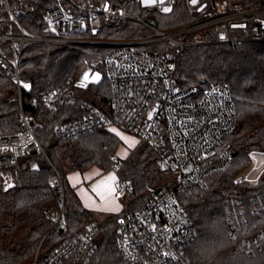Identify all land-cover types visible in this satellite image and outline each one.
I'll return each instance as SVG.
<instances>
[{
    "label": "built area",
    "instance_id": "obj_1",
    "mask_svg": "<svg viewBox=\"0 0 264 264\" xmlns=\"http://www.w3.org/2000/svg\"><path fill=\"white\" fill-rule=\"evenodd\" d=\"M41 0H0V73L10 77L17 87L20 128L0 133V171L8 185L5 170L19 172L30 155L44 151L35 133L36 121L25 114L23 94L32 91L31 81L21 74L22 53L39 43L108 45L104 55L89 65L100 70L113 86L106 105L83 95L91 84L80 77L69 79L62 87L41 94L32 106L56 111L61 106L80 104L82 114L74 125L60 124L56 129L68 134L74 127L92 131L116 127L135 136L160 155V164L172 172L177 184L149 188V198L140 207L129 208L116 221V244L124 264H187L185 247L196 236V228L178 194L183 185H204L212 173L224 169L233 160L226 137L238 126L235 100L230 87L220 82H198L183 86L176 77L178 58L192 45L209 42H264V0H186L189 25L177 30L160 28L152 17L128 12L134 2L142 10L170 13L176 0H43L46 6V30L32 32L22 18L34 13ZM41 2V3H42ZM108 3V7H106ZM167 8L168 11H164ZM128 20L141 24L144 36L101 40L92 37L107 26ZM74 33L80 35L73 36ZM90 34V35H87ZM212 34V35H210ZM264 151L255 150L252 158ZM119 159V158H118ZM117 161L114 170L119 173ZM264 166L253 177L239 174L234 182L256 181ZM126 194L131 181L121 179ZM53 189L60 206L48 212L57 239L48 249L39 247L35 264H87L100 248L104 223H92L81 235L69 227L65 187L54 181ZM119 218H122L119 221Z\"/></svg>",
    "mask_w": 264,
    "mask_h": 264
},
{
    "label": "trees",
    "instance_id": "obj_2",
    "mask_svg": "<svg viewBox=\"0 0 264 264\" xmlns=\"http://www.w3.org/2000/svg\"><path fill=\"white\" fill-rule=\"evenodd\" d=\"M41 2L22 21L32 32L46 34V6ZM128 12L146 18L148 15L160 28L169 31L191 22L186 0H176L175 8L167 14H148L134 2L128 5ZM3 13L0 7V15ZM146 33L141 24L128 20L107 26L92 37L122 40ZM110 49L108 45L46 43L24 49L21 74L31 81L33 88L23 94V109L26 115L35 118L34 130L44 151L23 160L21 171L13 172L14 184L9 188H5L0 171V264H35L39 247L46 250L57 239L48 214L60 206L53 189L57 180L65 187L68 224L74 235H81L92 223H104L100 248L92 253L87 264H124L116 244L115 220L119 216L112 215L103 222L97 220L93 210L83 207L68 179L72 171L95 165L107 172L114 170L118 161L121 164L119 181H131L132 188L127 195L132 201L126 206L134 209L148 200L149 188L176 186L172 172L163 168L160 155L148 144L140 143L127 158L117 159L121 139L110 127L92 131L74 127L68 134L59 133L57 125H74L82 114L79 103L61 106L56 111L32 106L34 98L80 77L95 58ZM176 77L183 86L201 81L228 85L238 119V126L226 137L233 160L224 169L209 175L204 185H183L178 194L196 228L195 238L185 247L187 264H264V173L256 181L234 182L252 163V152L264 151V42L192 45L178 58ZM93 88L95 99L91 100L106 105L113 94L111 82L104 77L88 86L85 92ZM17 97L13 80L0 73V133L20 128ZM44 257L43 253L38 264L43 263Z\"/></svg>",
    "mask_w": 264,
    "mask_h": 264
},
{
    "label": "crops",
    "instance_id": "obj_3",
    "mask_svg": "<svg viewBox=\"0 0 264 264\" xmlns=\"http://www.w3.org/2000/svg\"><path fill=\"white\" fill-rule=\"evenodd\" d=\"M112 130H115V133L120 137L121 143L117 149L116 155L119 159L127 158L132 150H134L139 145V140L125 132L119 128L111 127ZM126 138V139H125ZM134 140L136 143L132 146L129 145V141ZM118 152L121 154L119 155ZM114 176L115 183L113 184L112 181H109L107 178ZM70 184L75 188L76 193L80 199L81 205L87 209L93 210L95 213L105 214L109 216L117 215L120 216L125 208L126 205L120 199V194L118 191L119 187V179L120 175L115 170L110 171H103L98 166H91L86 170H75L72 171L68 176ZM102 182H105L101 185ZM97 185H101V191H105L107 187H113L115 189L114 196H115V204L118 206V211H111L106 210L104 208V202L99 195L95 191H93L94 187ZM108 198H112V194L108 195ZM112 214V215H111Z\"/></svg>",
    "mask_w": 264,
    "mask_h": 264
},
{
    "label": "rangeland",
    "instance_id": "obj_4",
    "mask_svg": "<svg viewBox=\"0 0 264 264\" xmlns=\"http://www.w3.org/2000/svg\"><path fill=\"white\" fill-rule=\"evenodd\" d=\"M103 78H104V73L102 71L94 70L90 66L87 67L81 75L82 80L88 81L91 83L99 82ZM84 93H87L86 94L87 98H90L92 100L95 99V95H94L95 94V88H93L90 92L84 91L83 94ZM120 153L118 152L119 155H121ZM116 158L118 159L119 157L116 155ZM263 166H264V157H262V156L254 157L250 166L248 168H246L243 173H247L249 175V177H253V176L257 175V173L261 170V168ZM5 173L7 174L6 179L8 180V183H9L8 185H10L11 183L14 184L13 177H12L13 176L12 170H5ZM3 182H4L5 188H9V187H6V185H5V179L3 180ZM118 191H119V194L121 195L120 199L124 205H126L128 203V201H132V199H128V195L126 194V192L122 188H120V186L118 187ZM96 214H97V220L103 221V222L107 221V219L110 217L109 216L110 214H108V215L99 214V213H96ZM54 242H56V241H54ZM49 245H50V243H49ZM47 248H48V246H47ZM47 248L45 247V249H47Z\"/></svg>",
    "mask_w": 264,
    "mask_h": 264
},
{
    "label": "snow or ice",
    "instance_id": "obj_5",
    "mask_svg": "<svg viewBox=\"0 0 264 264\" xmlns=\"http://www.w3.org/2000/svg\"><path fill=\"white\" fill-rule=\"evenodd\" d=\"M193 3H195V0H192ZM164 11H168L167 8L164 9ZM115 131V130H113ZM126 139V138H125ZM136 143V141L131 140L129 141V145L132 146ZM109 181H112L113 184L115 183V177L111 176L107 178ZM105 182H102L101 185H103ZM101 185H97L96 187H94L93 191H95L97 193V195H99L101 197V199L104 202V208L106 210H111V211H118V206L115 204V196H114V191L115 189L113 187H107L106 192L105 191H101ZM112 194V198L109 199L108 195Z\"/></svg>",
    "mask_w": 264,
    "mask_h": 264
},
{
    "label": "water",
    "instance_id": "obj_6",
    "mask_svg": "<svg viewBox=\"0 0 264 264\" xmlns=\"http://www.w3.org/2000/svg\"><path fill=\"white\" fill-rule=\"evenodd\" d=\"M106 7H108V3H107V5H106ZM122 220V218H119V221H121Z\"/></svg>",
    "mask_w": 264,
    "mask_h": 264
}]
</instances>
